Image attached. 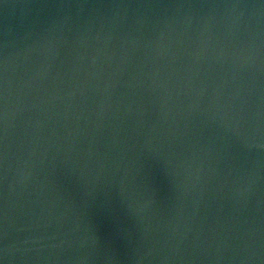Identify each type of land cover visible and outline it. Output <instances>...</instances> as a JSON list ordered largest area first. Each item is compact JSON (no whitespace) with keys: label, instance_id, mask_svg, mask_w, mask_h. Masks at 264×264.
<instances>
[{"label":"water","instance_id":"95a60500","mask_svg":"<svg viewBox=\"0 0 264 264\" xmlns=\"http://www.w3.org/2000/svg\"><path fill=\"white\" fill-rule=\"evenodd\" d=\"M0 264H264V0H0Z\"/></svg>","mask_w":264,"mask_h":264}]
</instances>
